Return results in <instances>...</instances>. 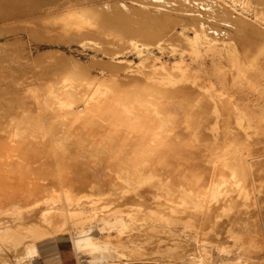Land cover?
<instances>
[{
    "label": "bare ground",
    "instance_id": "obj_1",
    "mask_svg": "<svg viewBox=\"0 0 264 264\" xmlns=\"http://www.w3.org/2000/svg\"><path fill=\"white\" fill-rule=\"evenodd\" d=\"M184 1L188 20L174 18L170 11H160L157 20L147 14L146 20L160 25L157 32L139 23L140 15L121 5L108 7L111 13L83 9L92 14L84 18L77 11L79 5L71 8V2L63 1L60 6L68 14L43 21L61 34L106 36L107 30L115 31L120 37L127 36V42L116 39L124 41L127 53L140 59L155 57V51L160 54L165 38L186 41L187 49L172 51L180 56L171 68L163 63L158 67L155 62L133 71L125 61H117L126 53H113L114 65L108 67L117 89L101 80L89 83L79 97L67 91L66 85L57 89L45 85L22 97L15 93L14 71L9 70L11 76L7 69L0 71V257H5L4 245L10 243L21 245V258L30 260L38 253L39 242L68 233L70 226L77 251L97 256L94 263L112 261L120 252L119 245L96 239L85 226L99 220L108 232H125L126 212L105 202H115V197L139 202L140 192L147 198L144 208L149 220L162 223L160 226H176L174 214L178 211L191 212L197 216L194 220L205 218L211 225L222 208L224 215L249 216L250 226L264 245V0ZM176 25H181L179 34ZM134 37L141 38V43ZM120 70H124L125 80H119ZM141 85L149 88L143 99L128 97L120 88L129 87L136 95ZM203 104L211 108L214 118L208 135L200 128ZM93 157L105 158L103 166ZM224 200L227 207L223 208ZM162 207L169 210L164 216L176 217H160ZM135 212L137 217L144 210ZM253 242L246 239L221 252L237 253L239 264L249 257ZM241 248L244 250L239 251Z\"/></svg>",
    "mask_w": 264,
    "mask_h": 264
},
{
    "label": "rangeland",
    "instance_id": "obj_2",
    "mask_svg": "<svg viewBox=\"0 0 264 264\" xmlns=\"http://www.w3.org/2000/svg\"><path fill=\"white\" fill-rule=\"evenodd\" d=\"M63 1L71 2V5H70V6H72L71 8H73V7L76 8L79 5V7H78L79 9L77 11L81 12L82 14L79 13V15L84 17V18H86V17L91 18L92 14H90V13L86 14L85 13L86 11L83 9L91 8L92 10H98L101 12L107 10L106 12L109 11V13H111L110 9H108V7L110 8L111 5H117V6L121 5V8L123 7L122 9L130 8L136 14H139L140 15L139 23H145L146 28H150L156 32L158 31V27H160V25L157 24L153 20H151V21L155 22V24L150 22L149 20H146L147 14H148V17H150V15H151L150 18L154 17L157 20L159 18L158 16L161 13H163V12L166 13V11H170V15L174 18L179 17L182 20H188L189 19L187 16H185V13L189 9L186 8L187 5L185 4L184 0H109V1L108 0H85L86 2L82 1V0H81V2H80V0H10V1L9 0H0V12H1L0 13L1 14L0 15V20H1L0 21V35H1V37H0V48H1L0 49V61H2V62H0V66H2L0 71H2V69H7L6 74L8 73L9 76H11L10 74L12 73V72L10 73V71L11 70L14 71L15 74H12V76L18 83V86L15 89V93H17L18 96H22V97L26 96L27 97V95L29 94L30 91L37 90L40 88L42 89V86L44 88L45 85H52L51 87H53L54 89L55 88L57 89V88H60V87L66 85L67 91H69V92L73 91V93L74 94L76 93V95H78V97H79V95L84 94L83 90L85 87H88L89 83H92L94 81L95 82L101 81V80L106 81L105 83L108 85H109L108 82H110L109 86L113 87L114 89H117V87L115 88L114 86H112L113 84L111 83V72H110L111 70L109 69L114 65V62H112V58H113L112 54L113 53L120 51V50L123 51V53H126L127 55L123 54L121 56L122 58H118L117 61L118 60L119 61L120 60L125 61V65L129 66L130 70L136 71L137 68L142 66V65H150L151 66L155 62L159 63L158 67H160L161 63H163V65H167L168 67L171 68L175 64H177V62L179 60V56H180L178 52L176 54H174V52H172V51L173 50H176V51L180 50L181 51L183 49L188 48L187 44L185 43L186 41H184L182 39L171 40L170 38H165L164 43H163L164 44V50L160 54L155 51L154 52L155 57H153V58H141L140 59L135 54H133V52L130 54L127 53V52H129V49L126 48L127 47L126 45H122V42L125 41L124 39H126L127 36L121 35V37H120L119 36L120 34H117L115 31L111 32V31L107 30L105 32L106 36L98 35L96 33L95 34H78V33H74V32H69L67 34L58 33L55 31V28L45 24L43 21L51 20V19H53V20L58 19L62 15L64 16L65 12H66V14H68V9L60 6L61 4L59 2L62 3ZM90 1H91V3L92 2L93 3L90 4L89 3ZM106 1H108V2H106ZM181 2H182V5H181ZM109 3H111V4H109ZM33 4H34V6H33ZM40 4H43V5H40ZM33 7H34V9H32ZM164 7H166V8H164ZM29 8L32 9V11ZM178 8H179V11L181 13L178 11ZM182 9L184 12L182 11ZM175 10L177 12H175ZM83 11H84V13H83ZM160 11H161V13H160ZM138 12H141L142 14H144L146 16V18H145V16H143L141 13H138ZM178 13L180 16L178 15ZM44 18H46V19H44ZM33 21H37V22H34V24H33ZM20 22H22V23H20ZM37 24H38V26H37ZM26 25L29 27H27ZM40 25L42 27H39ZM47 26L49 28L50 27L51 28L48 29ZM223 27H225V26H223ZM34 28H36L35 29L36 31L34 30ZM40 30H44L41 33V35H40V32H41ZM175 31L179 34L181 32V25H176ZM72 33H74V34H72ZM36 35H38V37ZM188 35L191 36V33L188 32ZM101 38L103 41L101 40ZM120 38H122L124 41L119 42L116 40V39H120ZM181 38H184V37H181ZM134 40L139 41L141 43L140 40H142V39L139 37H134ZM125 42H127V39ZM4 49L6 52L4 51ZM5 53H6V55H5ZM45 53H47V54H45ZM52 53H54V54H52ZM47 56H48V58H47ZM6 60H8L10 63ZM54 61H56V62H54ZM37 63H39V64H37ZM49 63H50V65H48ZM110 65H111V67H108ZM9 66H11V67L9 68ZM124 73H125L124 70L119 71V74L121 75L119 77V80H122V79L125 80L124 75H123ZM141 87H143V89ZM120 88L123 89L124 92H126V94H128V97L136 96L140 99L145 98L146 93L149 92L148 91L149 88L144 86V85H141L140 87H138V89L140 88V91H138V89L135 90L136 95H134L133 90L130 91L131 88H129V87H127V88L130 90H127V88L125 89V87H123V88L120 87ZM145 88H147V90ZM128 91H130V92H128ZM154 93H156V92H154ZM140 95H142V96H140ZM253 99L254 98H251V100H253ZM1 103L3 104L4 102L1 101ZM203 106H200V108H199V110L201 111V117L203 119V120H201L200 128H202V130L204 129L203 130L204 133L206 132V134L208 135V133H207L208 129L207 128H210L212 121H214V118H213L212 113H211V108L208 106V109H206V106L204 104H203ZM209 108H210V110H209ZM204 109H206L208 111H205ZM207 113H209V114H207ZM206 117H207V119H206ZM209 119H210V122L208 121ZM203 122H204V124H203ZM58 136L61 137L62 135L59 134ZM199 136H201V134ZM208 139H210V137ZM93 158H94V160L99 159L98 160L99 161L98 166H100V167L103 166V162H105V158L104 159H103V157H100V158L98 157V159L95 157H93ZM100 160H102V163L100 162ZM118 192H120V191H118ZM140 195L143 198H141ZM144 198H146V196H144L143 192H140L139 193V200H140L139 202L138 201L136 202V200L132 201V198H128V199L123 198L124 201H123V199H119V198H118L119 200H116V197L114 198L115 202L114 201H111V202L109 201L108 203L105 202V204H108V206L113 207V208L117 207V210L124 211V212H126V214H128V212H129L128 216L124 213V217H125L126 222H127L126 223L127 228L125 229V232H123L121 234L114 233V232H108V231L104 230V226H103V224H101V221L98 222L99 220H96V221H94V223L92 222V223L87 224L85 226V228L88 230V231L87 230L86 231L88 233H90L92 236H94L96 239H100V240L109 239V240L113 241L114 243H116L120 246V247L118 246V251H120L119 254L117 255L118 257L116 256V258H114V260H112V261H109V262L102 261L101 263H98V262L94 263L95 262L94 258L97 256H93V255L91 256L89 253L86 254V252L77 251L74 248V243H73L74 238L76 236L75 231L69 226L68 233L61 235L59 238L49 239L47 241L39 243V252L30 260L25 259V261H24L23 260L24 258H21V257H23L22 253H20V252H22L21 245L16 244L17 246H15V245L13 246L12 244L10 245V243H9V245H6V247L4 245V248H6L4 251L6 258L4 257L5 258L4 259V258L0 257V264H3V263L6 264L5 263L6 259L8 262L9 261L11 262V263H7V264H16L17 262H19V260H20L19 264H22V263L23 264H182V261L184 264H222V263L225 264L226 262H227L226 264H230V263L231 264H237L236 262L238 261V257H239L237 253H235V252H233V253L221 252V249H225L227 251L231 250L234 247V244L237 245V243H238V245H241V244H243V241L246 239L248 241L253 240L254 241L253 243L255 245L250 247L251 249L249 248V251L252 250V252H250L252 255L250 256V253H249L248 254L249 257L248 258L245 257L244 258L245 261H243L244 260L243 259L242 260L243 262L241 261V263H239V264H252V262L254 263V261H255V263H258V264H264V250H263L264 245L262 244V242H260L261 240H260V236H259L258 232L256 234V231L252 229L251 226H252L253 221H252V219L249 218V216H242V218H240L241 217L240 215H235V216L233 215L234 218H232L233 216H229L226 213L224 215V210L221 208L220 209L221 211L218 210L214 214L213 222L210 225V223L206 224L207 221H205V218H202L203 219L202 220L199 217H198V220L200 219V222L195 219L196 222L194 223V221H195L194 218H197V216H195V214L193 217L192 216L193 214H189L191 212H189L187 214L185 212L180 213L181 211H178L177 213H179V214H177V213L174 214L177 217L171 215L170 213L168 214L169 215L168 217H171V216L174 218L176 217V219L178 221L176 226H173L172 228H170L171 229V231H170L169 228L164 227L163 225L160 226L162 223L160 224V222H158V221L155 222V221L149 220L150 216L147 215L148 210L145 211L146 208H144L146 206L145 204H146L147 198L145 199V202L143 201ZM125 200L127 201V203L128 202L129 203L127 204ZM112 203H114V204H112ZM223 203L225 205H227L225 203V200H224V202L223 201L221 202V206H223V208L227 207ZM126 204H127V206H126ZM117 205H119V207ZM118 208H120V209H118ZM133 208L134 209L136 208V209L134 210ZM142 209L144 210V212H142L139 216L136 217L135 211L136 210L137 211L138 210L143 211ZM162 209H164V210L162 211ZM193 211L194 210H192V212ZM159 212H162L161 215L159 214L160 217L166 218L167 216H164V215L167 214V212H169V210L162 207ZM130 214L132 216H130ZM181 214L183 216H185L187 214L186 218L184 217V219H183ZM141 215L144 216V217L142 216L143 219L141 218ZM188 215H190L192 217V219H189L191 217ZM179 217H181V219ZM179 219L181 220V222ZM183 220H185L184 223H186V226L187 227L190 226L191 228L185 227ZM186 221H188V222H186ZM149 222H151V223H149ZM154 222L157 225L154 224ZM201 222H202V224H201ZM146 224H147V226H146ZM151 224H154V225H151ZM191 224L192 225L196 224V226L193 225V229H192ZM155 225L158 227H162V228L160 229L157 227L158 228L157 229ZM152 226H154L155 228ZM177 226L181 227V229L180 228L178 229ZM200 226H201V228H200ZM174 227L177 228V231L174 230V229H176ZM195 228L196 229L198 228L197 229L198 231ZM190 229L192 230V234H191ZM159 230L162 232V234H160L161 232ZM163 230H164V233H163ZM194 230L197 232H195ZM202 230H203V232H202ZM233 234H235V235H233ZM193 235H196V236H194L195 238H193ZM181 237H182V239H180ZM236 237H237V239H239L238 242H237ZM160 238H161V241H160ZM232 238L234 241L232 240ZM176 240L178 241V244H177ZM180 240H182L183 242L184 241H186V242H184V244H183L182 241L179 242ZM241 240H243V241H241ZM0 241H1V238H0ZM239 241H240V243H239ZM256 242L257 243L259 242V243L257 244ZM167 243H169V245ZM179 243L182 245H180ZM171 244L172 245L174 244V245L171 246ZM259 244L260 245L262 244L261 246L263 247L262 248L263 251L260 250L261 246L259 247ZM135 245L138 246L139 249ZM175 245H177V247ZM8 246H10V247H8ZM254 246L257 248L255 249ZM16 247H18V248H16ZM59 247H61V248L63 247L62 249L65 250L64 251V254H65L64 257L65 258H63V256L61 255V253L59 251ZM154 247H156V248H154ZM174 247H176L175 249H177V248L178 249L175 250ZM14 248L16 250H14ZM10 249H12V250H10ZM161 249L162 250L167 249V250L162 251ZM244 249L247 250L248 248H246V246H245ZM244 249L241 248V249H239V251H243ZM257 249H259V250H257ZM132 250L133 251L136 250L134 252L135 254L132 252ZM137 250H140V251H137ZM141 250L143 252H141ZM181 250H183V253H181L182 252ZM184 250H185V252H184ZM256 250L258 252H256ZM10 251H13V252L10 253ZM176 251H177V253H176ZM128 252L131 254V256H129L130 254ZM167 252H168V254L172 253L173 256H170V255L168 256ZM254 252H256V253H254ZM141 253H143V255ZM179 253H181L183 255H181ZM179 255H181V257ZM178 256L180 257V259ZM199 257L202 258L203 260H201ZM249 258H252V260H254V261H251V259L248 260ZM16 259H18V260H16ZM172 259H173V261H172ZM3 260H5V261L3 262ZM199 261H201V262H199ZM248 261H249V263H248Z\"/></svg>",
    "mask_w": 264,
    "mask_h": 264
},
{
    "label": "crops",
    "instance_id": "obj_3",
    "mask_svg": "<svg viewBox=\"0 0 264 264\" xmlns=\"http://www.w3.org/2000/svg\"><path fill=\"white\" fill-rule=\"evenodd\" d=\"M56 238H59V237H56ZM56 238H52V239H56ZM47 240H49V239H47ZM47 240H45V241H47ZM42 242H44V241H41V242H39V243H42ZM39 243L37 244V249H38V252H39ZM63 248V247H62ZM61 247H59V251H60V253H61V255L63 256V258H65L64 256H65V254H64V249H62Z\"/></svg>",
    "mask_w": 264,
    "mask_h": 264
}]
</instances>
